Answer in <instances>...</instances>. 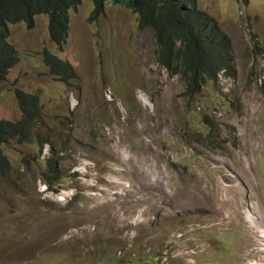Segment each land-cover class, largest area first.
Segmentation results:
<instances>
[{
  "label": "rangeland",
  "instance_id": "1",
  "mask_svg": "<svg viewBox=\"0 0 264 264\" xmlns=\"http://www.w3.org/2000/svg\"><path fill=\"white\" fill-rule=\"evenodd\" d=\"M197 4L229 36L233 73L192 97L125 0L95 19L80 0L61 50L44 14L9 26L19 59L0 82V118L20 117L14 87L36 93L61 179L57 192L42 180L35 135L2 147L0 264L264 262L246 217L264 216V0ZM44 47L72 65L71 86L49 74Z\"/></svg>",
  "mask_w": 264,
  "mask_h": 264
},
{
  "label": "trees",
  "instance_id": "2",
  "mask_svg": "<svg viewBox=\"0 0 264 264\" xmlns=\"http://www.w3.org/2000/svg\"><path fill=\"white\" fill-rule=\"evenodd\" d=\"M109 1L115 0H93L90 18L95 19ZM79 3L80 0H0V82L6 80L9 69L19 59L8 39L9 26L23 22L31 28L35 16L44 14L48 20L49 41L61 50L68 37L70 11ZM125 5L136 14L138 28H149L152 32L156 63L171 76L179 75L184 82V95L192 97L208 80H218L220 70L233 73L231 40L217 20L198 6L197 0H125ZM41 55L49 74L71 86L76 79L72 65L45 47ZM13 92L20 117L14 121L0 118V174L7 175L11 170L2 147L12 141L27 142L35 135L39 146L48 147L42 180L57 192L61 179L57 148L56 143L39 131L43 125L39 97L19 87H14Z\"/></svg>",
  "mask_w": 264,
  "mask_h": 264
},
{
  "label": "bare ground",
  "instance_id": "3",
  "mask_svg": "<svg viewBox=\"0 0 264 264\" xmlns=\"http://www.w3.org/2000/svg\"><path fill=\"white\" fill-rule=\"evenodd\" d=\"M140 97L146 103L149 101L148 98L144 94H141ZM246 217H247V219H249V221L252 222V224H254V226L256 227V229H258L260 232H262L259 239L261 241H264V216H262L260 214L257 215L256 213H255V215L252 214V213H249V214L247 213L246 214ZM256 256H258V255L256 254ZM253 257H255V255H251L248 258L243 259L242 262H240L239 264H244V262L245 261L248 262V260L255 261L256 259H258V257L256 259H254ZM261 261H264V259L263 260L261 259ZM251 263H253V262H251ZM249 264H250V261H249ZM254 264H264V262L262 263V262L256 260Z\"/></svg>",
  "mask_w": 264,
  "mask_h": 264
},
{
  "label": "built area",
  "instance_id": "4",
  "mask_svg": "<svg viewBox=\"0 0 264 264\" xmlns=\"http://www.w3.org/2000/svg\"><path fill=\"white\" fill-rule=\"evenodd\" d=\"M223 74H224L225 76L228 75V74L225 73L224 70H220L219 73H218V80H219L220 77L223 76ZM47 150H48V148H47V146L45 145V147L43 148V153H47ZM42 186H44V187L42 188V190H46V186H45L44 184H43ZM40 187H41V186H40Z\"/></svg>",
  "mask_w": 264,
  "mask_h": 264
},
{
  "label": "clouds",
  "instance_id": "5",
  "mask_svg": "<svg viewBox=\"0 0 264 264\" xmlns=\"http://www.w3.org/2000/svg\"><path fill=\"white\" fill-rule=\"evenodd\" d=\"M46 146H47V145H46ZM44 147H45V145H44ZM44 147H43V148H44ZM47 148H48V147H47ZM44 154H47V155H48V150H47V153H44ZM44 185H45V183H44ZM45 186H46V185H45ZM46 190H47V187H46ZM46 190H45V191H46Z\"/></svg>",
  "mask_w": 264,
  "mask_h": 264
}]
</instances>
